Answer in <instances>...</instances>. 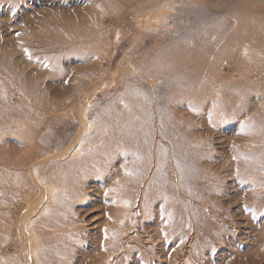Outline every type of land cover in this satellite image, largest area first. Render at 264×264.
<instances>
[{
    "label": "rangeland",
    "instance_id": "obj_1",
    "mask_svg": "<svg viewBox=\"0 0 264 264\" xmlns=\"http://www.w3.org/2000/svg\"><path fill=\"white\" fill-rule=\"evenodd\" d=\"M1 68L0 264H264V0H0Z\"/></svg>",
    "mask_w": 264,
    "mask_h": 264
},
{
    "label": "bare ground",
    "instance_id": "obj_2",
    "mask_svg": "<svg viewBox=\"0 0 264 264\" xmlns=\"http://www.w3.org/2000/svg\"><path fill=\"white\" fill-rule=\"evenodd\" d=\"M103 1V0H102ZM9 69V68H8ZM8 69H6V70H8ZM5 69H0V71L2 72V71H4ZM12 78V77H11ZM27 85V87H23L22 88V94H24L25 96L27 95H30L31 97H34V96H36V95H39V97L38 98H40L41 97V94H40V92L38 91V89L36 88V86H31V84L30 83H28V84H26ZM44 86V85H43ZM7 98V97H6ZM47 98V96H46V94L44 95L43 94V99H44V101H43V103L41 104V105H39L38 107H35L34 106V112H38V113H40V114H45V113H54V112H56V111H58L60 108H61V104L60 103H58V104H54V103H48L46 100ZM83 119H84V117H83ZM43 130H44V128H43ZM42 132V131H41ZM30 149V145L28 144V145H26V149ZM71 149V148H70ZM64 152V151H63ZM70 152V151H69ZM67 153H68V151H67ZM39 154V157L40 156H42L43 154H44V151H42V152H40V153H38ZM63 154H65V153H63ZM108 156V155H107ZM54 157V156H53ZM47 160V159H46ZM1 162H3L5 165L4 166H12V167H14L15 168V166H17V167H25L26 165H29L32 161H31V159H30V157H28V156H26L23 160H20V161H15V162H10V160H5V159H3V160H0ZM5 161H9V162H5ZM7 164H9V165H7ZM87 164H88V160H86L85 158L84 159H82V160H78V161H73V160H71L70 162H68V165L70 166V167H72V168H74L75 169V174H74V176L75 177H77L78 176V173H80V172H84V170L86 169V167H87ZM29 168V167H28ZM54 177L53 178H51L53 181H56L57 183H59V184H62L63 185V187L65 188L64 190H66V192L67 191H71L72 189H74V188H76V187H79V186H81V185H84L85 184V180H83V181H80V180H77V179H75L74 177H71V176H69V175H65V174H63V173H60V172H58V173H56V174H54L53 175ZM34 179V178H33ZM65 180H67V182H68V185L66 186L65 185V183L63 182V181H65ZM71 184V185H70ZM38 185H40L41 187H42V189H41V192H42V196H44V195H46L47 193H49L50 192V195H51V198H52V200H53V204L51 205V207L50 208H58V195H60L61 194V192H60V189H58V190H56V192H52L51 193V191H48V189H45V187H44V183H42V182H40V181H38ZM66 186V187H65ZM40 187V188H41ZM69 188V189H68ZM27 189V188H26ZM61 190H63V189H61ZM33 192H35V191H33ZM46 197V196H45ZM50 198V199H51ZM24 202V201H23ZM40 202V201H39ZM42 203H44V202H42ZM36 206V205H35ZM38 206H36V208H37ZM26 213V212H25ZM27 219V218H26ZM48 220V222L51 224L52 223V220H51V218L49 217V218H47ZM26 221V220H25ZM25 225V224H24ZM24 231L26 232L27 230H26V226L24 227ZM33 234H36V231L34 232L33 231ZM35 236V235H34ZM28 237H29V234H28V232H27V235H26V240H27V242H28V246H29V250L31 249V251L32 250H34L36 247H35V244H36V242L34 241L33 243H30L29 241H28ZM32 240H34L33 239V236H32ZM66 243L68 244V245H70V244H72V241L70 242L67 238H66ZM101 244V243H100ZM65 245V244H64ZM23 251V250H22ZM33 252V251H32ZM168 256V255H167Z\"/></svg>",
    "mask_w": 264,
    "mask_h": 264
}]
</instances>
